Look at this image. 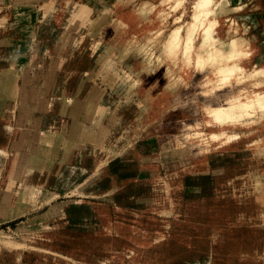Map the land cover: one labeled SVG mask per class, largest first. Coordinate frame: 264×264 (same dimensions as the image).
<instances>
[{"label": "rangeland", "instance_id": "obj_1", "mask_svg": "<svg viewBox=\"0 0 264 264\" xmlns=\"http://www.w3.org/2000/svg\"><path fill=\"white\" fill-rule=\"evenodd\" d=\"M96 3L90 25L62 23L65 11L43 20L38 0H0V264H264V149L246 142L254 127L195 151L186 131L204 118L205 80L166 55L168 27L151 39L138 32L157 23L159 0H124L113 26L111 0ZM229 5L221 32L247 23L251 72L264 65V0ZM67 140L79 149L63 159Z\"/></svg>", "mask_w": 264, "mask_h": 264}, {"label": "bare ground", "instance_id": "obj_2", "mask_svg": "<svg viewBox=\"0 0 264 264\" xmlns=\"http://www.w3.org/2000/svg\"><path fill=\"white\" fill-rule=\"evenodd\" d=\"M96 1L97 0H86L85 5L78 6L75 5V0H38L37 7L43 16V20L52 16L59 19V12L65 11L67 15L63 18L62 23L73 24L80 20L90 19V25H93L99 18L94 19L89 14V7H91L90 4L92 3L96 6ZM123 1L124 0H111L110 4L113 6L114 10H111L110 26L116 25L114 17L121 18L120 12L124 13L127 9L125 4L122 5ZM231 1L232 0H159L162 9L156 12L155 20H157V23L154 22V19H147L148 21L146 22L149 23V26L145 27L146 24L138 25L140 29L138 32L140 35L148 39L154 36L156 37L162 33L165 27H168L169 29L163 41V49L166 55L175 57V63L183 61V63L186 62L189 65L193 64L199 72L194 77L195 81L205 80L203 83L200 82V86L202 84V86H204L203 90H199V92L203 94L201 98L203 104L200 108L202 109L204 118L199 122L196 121L194 124H187L188 131H186V136L196 141L194 150L198 152H200V148L198 147L199 144L204 142L205 144H209L213 150V148L218 149L219 147L226 146L232 141L243 138L247 135V132L243 133V131L250 126H253L254 129L253 132H250L251 137L246 142L249 141L250 143L248 144L259 146L262 150L264 149V65L256 68L254 67L253 71L247 72L251 68L250 64H252L251 61L246 62L249 55V51L247 50L249 43L247 37L243 35L246 33L247 23H242V25H240L239 32H235L236 35H229L227 38L222 34L220 26L229 18L227 15H220L219 12L227 8V6L231 4ZM146 4L147 1H144L140 3L139 6L144 7ZM236 5L237 4H235V6ZM235 8L240 10L241 6L237 5ZM58 9L59 11H57ZM1 10L2 8H0V23H4L6 16L1 13ZM231 20L228 26L231 24ZM235 27L237 28V26ZM234 28L233 31L236 30ZM136 33L137 32H134L132 35L126 37L125 41L127 44L133 42L137 38ZM25 60V56L21 54L11 59L9 71L14 77L18 78L20 76L22 65ZM133 64L131 73L139 71L137 63ZM192 74L193 73L179 75L178 79L184 77L183 80L186 78L188 79ZM248 75H251V77H258L257 80L251 81V85H249L250 89L248 92L250 93V99L245 95L246 90L244 89V91L241 89L244 85L242 81L245 80L244 78ZM115 76L116 78H120V81L125 79L122 76L120 77L119 74ZM16 87L17 82L14 84L15 89ZM225 89L227 96L222 98L220 94L225 91ZM242 90L244 91V95L241 94ZM14 95L15 93L13 96ZM107 105L106 98L101 94L99 96L98 111L107 113ZM7 127L8 125L6 124L1 125V128ZM49 140L51 139H48V141ZM46 146H48V142ZM50 146L49 144V147ZM205 146L206 145H204V147ZM64 147L63 159H67L71 152L78 151L79 143L77 141L67 140L65 141ZM203 151H205V149ZM181 152L184 153L185 151L183 150ZM84 183H86V181H84ZM254 184L256 185V182ZM166 188L168 187L166 186ZM53 193L54 192H52V194ZM92 195L94 196V194H90V196ZM58 203L59 202L55 203L52 207L50 206L51 209L48 210L47 214L53 213V210L55 213V209L59 205Z\"/></svg>", "mask_w": 264, "mask_h": 264}, {"label": "crops", "instance_id": "obj_3", "mask_svg": "<svg viewBox=\"0 0 264 264\" xmlns=\"http://www.w3.org/2000/svg\"><path fill=\"white\" fill-rule=\"evenodd\" d=\"M11 134V133H10ZM10 134H9V136H10ZM42 140H43V143H44V138H43V136H42ZM53 146V145H52ZM51 146V147H52ZM6 147H7V143H6ZM51 147H49V148H43V145H42V151L43 152H48V151H50V149H51ZM26 161V160H25ZM127 178V177H126Z\"/></svg>", "mask_w": 264, "mask_h": 264}]
</instances>
